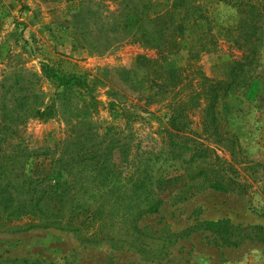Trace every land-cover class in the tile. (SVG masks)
Instances as JSON below:
<instances>
[{
  "label": "rangeland",
  "instance_id": "rangeland-1",
  "mask_svg": "<svg viewBox=\"0 0 264 264\" xmlns=\"http://www.w3.org/2000/svg\"><path fill=\"white\" fill-rule=\"evenodd\" d=\"M153 1L158 11L173 2ZM200 1L216 26L237 24L239 8L233 1ZM119 2L0 0V120L6 114L50 108L48 114L32 115L18 124L19 131L8 133L5 146L27 154L20 157L25 172L45 177L53 173L57 150L76 127L83 132L110 131L121 150L129 145L128 158L124 151L116 152L112 174V182L123 186V202L129 201V190L139 180L134 167L149 163L154 167L149 187L163 197L161 211L144 215L136 228L115 219L128 213L129 207H119L117 214L109 206L115 223L105 227L93 223L90 213L83 211L72 220L79 230L19 229L32 217L0 212V264H264V241L241 233L258 226L264 235V46L253 85L218 106L222 132L238 142L236 167L249 188L218 191L203 178L190 179L214 158L194 157L193 151L173 147L162 130L170 117L164 99L171 94L162 99L150 82L155 73L138 63L139 55L159 59L158 50L103 25L110 21L107 11L116 10ZM232 53L226 45L218 53H204L195 62L197 70L210 79H226ZM169 59L167 65L185 67L184 77L194 69L187 50ZM46 65L60 75L79 77V82L64 89L45 75ZM149 95H157L160 101L150 104L151 112H146L140 97ZM18 116L12 117L20 123ZM188 118L193 129L201 132V110H188ZM218 154L222 161L217 160L216 168L230 171L232 154L224 148ZM146 195L141 194V202ZM212 221L228 226L218 233L203 225ZM98 231L115 238L89 241ZM226 237L239 244L227 243Z\"/></svg>",
  "mask_w": 264,
  "mask_h": 264
},
{
  "label": "trees",
  "instance_id": "trees-1",
  "mask_svg": "<svg viewBox=\"0 0 264 264\" xmlns=\"http://www.w3.org/2000/svg\"><path fill=\"white\" fill-rule=\"evenodd\" d=\"M231 1L239 8V19L235 26H216L200 0H173L169 8L163 11L155 9L157 4L153 0H120L116 10L107 11L106 18L110 21H103V25L158 50L159 59L139 55L138 63L155 73L150 82L158 88L162 99L164 94H171V97L164 99L165 105L170 108V117L163 132L173 147L193 151L194 157L202 156L206 160L214 158L207 166L199 167L190 179L203 178L210 188L218 191L243 192L248 190L249 184L241 178L236 167L240 163L235 160L238 142L222 132L218 106L222 100L233 98L242 89L253 85L264 46V0ZM225 45L234 51L229 76L226 79L203 76L195 62L204 53L220 52ZM183 50H187L193 62L190 67L194 69L190 74L194 76L191 78L190 74L184 77L185 67L167 65L172 54ZM44 72L64 89H71L79 82V77L60 75L50 65L45 66ZM62 94L58 92L59 96ZM140 99L145 100L142 108L146 112H151L148 107L150 104L160 101L157 95H149L147 98L142 96ZM192 108L201 110V132L193 129V121L188 118V110ZM49 110V107L44 111L27 109L22 115L6 114L5 119L0 120V212L16 217H32L31 223L19 229L43 227L79 230L72 220L83 211L90 213L93 223L105 227L115 223L112 215L115 211L118 214L119 207H129L128 213L123 212L122 216L114 218L124 224L128 223L131 228H136L137 220L144 215L161 211L164 199L149 187V172L154 168L149 163H140L134 167L139 180H135L133 188L129 190V201L123 202V186L112 182L114 167L117 165L116 152L120 146L112 139L110 131L105 134L98 130L83 132L81 127H76L74 134L63 140L58 148L60 154L53 159L52 174L34 177L25 172L21 168L23 160L20 157L27 154H18L16 150H9L5 146L8 133H17L18 124H25L32 115L44 116ZM12 116L21 118L20 123ZM88 135L89 138H85ZM204 138H207L208 143L204 142ZM124 147L125 151L120 150L127 157L129 145ZM223 148L232 154V162H228L230 171L226 172L215 165L217 160L222 161L218 151ZM129 163H134V159ZM145 192V201L141 202L140 196ZM138 194L139 197H135ZM109 206H113L114 212L111 214L107 211ZM203 225L218 233L228 226L221 221ZM247 230L256 233L251 235ZM261 230L262 227L254 226L241 229V233L264 241ZM112 238L115 237L98 231L93 239L88 240L97 242ZM224 239L229 244H239L230 238Z\"/></svg>",
  "mask_w": 264,
  "mask_h": 264
}]
</instances>
